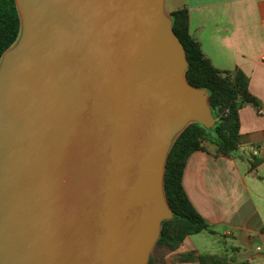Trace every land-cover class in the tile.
<instances>
[{"label":"water","instance_id":"obj_1","mask_svg":"<svg viewBox=\"0 0 264 264\" xmlns=\"http://www.w3.org/2000/svg\"><path fill=\"white\" fill-rule=\"evenodd\" d=\"M0 59V264H148L173 216L163 177L191 122L164 0H15Z\"/></svg>","mask_w":264,"mask_h":264},{"label":"crops","instance_id":"obj_2","mask_svg":"<svg viewBox=\"0 0 264 264\" xmlns=\"http://www.w3.org/2000/svg\"><path fill=\"white\" fill-rule=\"evenodd\" d=\"M183 5L189 8V31L203 53L218 69H241L255 103L245 102L239 109L234 155L193 151L182 174L190 201L222 248L201 251L189 235L165 260L195 264L176 258L194 249L226 258L214 264H264V0H178L169 11ZM250 160H257L255 166Z\"/></svg>","mask_w":264,"mask_h":264},{"label":"trees","instance_id":"obj_3","mask_svg":"<svg viewBox=\"0 0 264 264\" xmlns=\"http://www.w3.org/2000/svg\"><path fill=\"white\" fill-rule=\"evenodd\" d=\"M172 28L180 39L187 59L185 77L196 87L208 91L211 112L217 121L210 128L191 122L174 139L165 164L163 188L173 216L161 222L160 233L153 247L160 254L149 256L148 264H167L172 254L187 236L201 231L213 232L210 225L190 201L183 185L182 174L188 156L196 150L214 156H232L239 149V109L245 102L255 103L248 91V77L241 69L221 70L203 53L200 43L189 31V8L179 6L168 12ZM20 18L15 0H0V59L3 51L19 37ZM257 162V160H256ZM256 162L250 160L251 166ZM177 260L195 264L221 263L219 254H201L194 249L176 255Z\"/></svg>","mask_w":264,"mask_h":264},{"label":"rangeland","instance_id":"obj_4","mask_svg":"<svg viewBox=\"0 0 264 264\" xmlns=\"http://www.w3.org/2000/svg\"><path fill=\"white\" fill-rule=\"evenodd\" d=\"M178 0H164V7L167 12H169V9L172 7L173 3L177 2ZM191 239L194 240L196 245L201 251H207V252H218V249L222 248L221 241L217 242L214 241V235L210 234L207 231H201L196 234H192ZM221 239V238H220ZM152 252L155 255H159V249L152 248ZM221 255V254H220Z\"/></svg>","mask_w":264,"mask_h":264},{"label":"built area","instance_id":"obj_5","mask_svg":"<svg viewBox=\"0 0 264 264\" xmlns=\"http://www.w3.org/2000/svg\"><path fill=\"white\" fill-rule=\"evenodd\" d=\"M258 112H262L261 109H259Z\"/></svg>","mask_w":264,"mask_h":264}]
</instances>
